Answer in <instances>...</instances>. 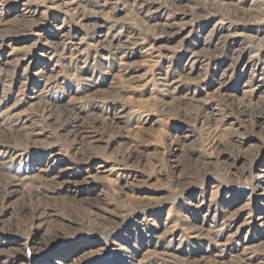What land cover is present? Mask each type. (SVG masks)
<instances>
[{"label": "rangeland", "instance_id": "obj_1", "mask_svg": "<svg viewBox=\"0 0 264 264\" xmlns=\"http://www.w3.org/2000/svg\"><path fill=\"white\" fill-rule=\"evenodd\" d=\"M0 264H264V0H0Z\"/></svg>", "mask_w": 264, "mask_h": 264}, {"label": "bare ground", "instance_id": "obj_2", "mask_svg": "<svg viewBox=\"0 0 264 264\" xmlns=\"http://www.w3.org/2000/svg\"><path fill=\"white\" fill-rule=\"evenodd\" d=\"M225 12V11H224ZM110 44V43H109ZM261 107V106H260Z\"/></svg>", "mask_w": 264, "mask_h": 264}]
</instances>
